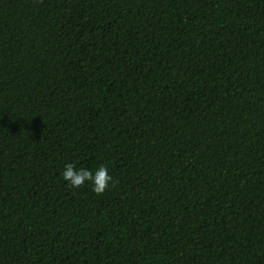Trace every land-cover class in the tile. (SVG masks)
Wrapping results in <instances>:
<instances>
[{"label":"trees","instance_id":"obj_1","mask_svg":"<svg viewBox=\"0 0 264 264\" xmlns=\"http://www.w3.org/2000/svg\"><path fill=\"white\" fill-rule=\"evenodd\" d=\"M0 264H264V0H0Z\"/></svg>","mask_w":264,"mask_h":264}]
</instances>
